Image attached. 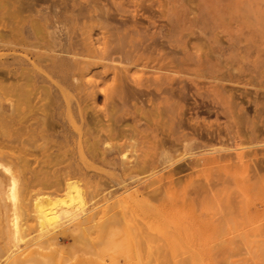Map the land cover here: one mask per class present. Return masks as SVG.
Listing matches in <instances>:
<instances>
[{"label":"rangeland","instance_id":"1","mask_svg":"<svg viewBox=\"0 0 264 264\" xmlns=\"http://www.w3.org/2000/svg\"><path fill=\"white\" fill-rule=\"evenodd\" d=\"M39 2L0 0V36L2 34L0 38V80L2 81L0 82V154L2 153L0 155V170L2 171L0 175L2 176L0 177L13 175L17 190L19 189L18 192L21 189L26 192L25 194L21 190L26 196V204L24 209L18 208L22 211L18 210L17 213V230H14L11 225H8L7 229L3 227L5 224H3L4 211L7 205L0 200V264H264V232L262 229L264 190L257 189L251 197V190H247L242 181V178L252 173L254 163L251 161V157L254 156L251 154L252 151L255 152L258 149L259 154L256 153L255 156L263 158L262 165H264V138L259 140L260 137H264V78L262 77V72L264 73V0H40ZM38 8L49 11V17L45 19L47 26L56 27L57 18L61 17V31L68 41L70 40V52L73 50L72 53L63 54L55 60L56 62L51 64V70L48 67L49 61L46 60L48 50L45 38L44 40L31 38V31L27 28L34 23L35 10ZM6 9L8 12L14 13L15 10L18 12L8 16L10 13H7ZM99 9L100 12H98ZM252 16L257 19L254 20ZM247 18L251 20V23ZM245 19L251 25L250 30L245 28L246 22H243L246 21ZM81 26L84 31L80 29ZM109 27L113 31L112 35L108 30ZM118 27H121L120 31H117ZM44 32L45 30L41 29L38 36L41 37ZM120 34L124 37V40L120 37L122 44L118 40ZM113 35L117 40L113 38ZM105 36L113 40V47L116 41L118 48L124 45L122 49H119L122 50L121 53L118 50L115 54L108 49L110 50L108 53L112 54H109L110 58L115 56L113 59L108 58L111 64L109 60L102 59L104 58L102 55L105 58L108 55V53L103 54L105 50L101 46L107 40ZM28 40L31 44H27ZM109 42L107 43L112 48ZM149 44L152 45H150L151 48L160 50V53L171 54L173 58H186L191 68L185 73L169 72L173 79L177 77V80L174 79L175 82H173L177 88L184 80L183 85L185 84V88H188L185 89L188 92L185 96L188 98H183L186 99L185 102L181 100L180 108L172 112L170 126L166 124V127L161 122L166 120V117L155 116L156 112L151 113L153 106L148 103L150 101H146V98L151 99L152 95L154 93L156 95L159 91L153 85L137 87L132 82H125L123 86L118 83L116 88L119 87V89H115L118 94L112 87V83L117 84L111 79L114 78L113 74L116 70L114 66L118 70L125 65L131 66L124 61L121 62L122 57L119 58L129 56L125 50L131 51L132 46L144 47ZM82 46L86 48V51L79 49ZM219 47L220 50L217 49ZM90 49L92 50L88 51ZM81 50L87 56L81 54ZM88 52L90 53L87 54ZM123 52L124 55H122ZM33 53L37 54L34 55L35 58H33ZM83 61L94 62L91 66L89 63L87 69H83ZM101 62L104 63L103 66ZM105 64L109 67L112 65V67H106ZM229 66L234 67L232 68L234 70ZM152 71L154 69L138 66L132 67L130 74L133 78H138L142 74L149 75ZM155 71L168 72L166 70ZM90 72H93L96 77ZM75 74L78 75L76 78H74ZM97 74H100L99 78ZM219 74L226 78L215 79L214 76ZM76 83L80 87H77ZM92 85H95V89ZM200 87L203 91L207 88H214L220 92L226 90L223 91L226 96L221 97L220 100L218 96L214 97L208 93L201 97L196 90H200ZM139 88L144 91L140 89V93L134 94L136 93L134 91ZM20 93L22 94L19 95ZM112 94L119 96L122 94V96L118 98L119 96L114 97ZM22 95L23 99L20 98ZM138 95L145 104L139 103ZM136 98L139 100L137 101ZM224 99L225 102L229 101L225 103ZM12 100L22 102L14 103ZM232 100L235 105L237 104L235 106L237 108L234 107V113L239 114L237 109L242 110L240 114L243 120L232 110V113L229 110L227 112L226 109L230 108ZM43 102H46V105ZM186 102L188 106L185 105ZM234 103L231 106L232 109H234ZM38 104L43 105L46 112L42 111L44 109ZM200 104L201 111L197 115L193 114V110H187L186 115L180 114L181 117L178 115L182 109L185 110L186 106H200ZM30 105L33 109L36 107V110H31ZM83 105L86 107H82ZM15 110L17 113L14 112ZM142 110L154 115V117L150 116L153 117L151 121L142 118ZM43 115L47 116V120ZM256 115H259L258 119ZM40 116H43L44 120H41L43 118ZM183 116L185 120L189 117L187 124H193L197 118L199 125L205 124L206 127L211 125L212 128L221 129L222 134L225 129L229 131L237 129L233 131L234 135L239 130L240 136L238 133L234 136L230 131L234 137L233 140L222 136V140L214 145L219 148V146H230L232 142H236L234 147L230 146V149L226 150L234 154L233 156H235V151L238 154L246 150L248 156L245 155L242 161L247 162L249 166L243 165V162L241 164L237 158H234L236 167L233 171H235L236 178L241 180L230 183L226 181L229 179V174L225 175L226 172L221 173L219 169L213 168L206 170L207 172L193 174L180 171L172 174L171 181L166 177L168 180L163 179V182L148 185L150 179L161 180V176H165L168 169L163 168L164 166H148L151 169L147 168L144 172L128 176L121 172L112 160L101 157L97 159L94 156L93 147H96L99 149L96 150L97 152L106 151L109 156L115 154L120 161L134 160L133 156H136L143 148L145 149L143 145L147 144L152 147L155 139L165 138L168 133L177 128V121ZM235 120L238 121L239 129L237 123L234 124ZM92 121L96 125H92L90 123ZM156 123L158 126L155 125ZM109 128L111 130L109 136L105 137ZM38 131H41L43 135L38 134ZM183 131L189 130L184 128ZM251 132L257 136L256 144L247 142L251 138ZM257 134H261L260 137ZM89 138L101 140L92 147L89 144ZM78 144L81 147L79 149ZM120 144H122L123 155L116 153L118 150L116 146ZM214 145L196 147L188 154L182 153L178 160L170 164V167L182 165L194 156H200L199 153L205 152L204 149ZM17 149L21 150V154L19 150L16 151ZM2 150L6 153L4 154ZM15 152L21 156L18 160L19 156L15 155ZM125 155L126 158L130 157L126 159ZM247 157L248 160H246ZM19 160H23L21 164H18ZM237 167L241 168H239L241 173L236 171ZM203 173L208 177L215 175L216 181L213 182L214 178L208 180L211 177L208 178ZM220 173L222 175H219ZM262 174L264 175V170ZM222 178L226 179L225 183H220ZM167 181L170 182L167 183ZM208 184L213 185L210 187ZM70 195H77L75 203L70 202ZM79 199L82 200L81 203ZM255 205L263 210L262 216L257 215ZM40 208L56 209L60 212V216L56 221L40 224Z\"/></svg>","mask_w":264,"mask_h":264},{"label":"bare ground","instance_id":"2","mask_svg":"<svg viewBox=\"0 0 264 264\" xmlns=\"http://www.w3.org/2000/svg\"><path fill=\"white\" fill-rule=\"evenodd\" d=\"M20 1H22V0H20ZM33 1H38V3H40L39 1L40 0H33ZM107 1V0H106ZM50 2V1H49ZM5 3V2H4ZM12 3H14V2H12ZM37 3V4H38ZM91 3V2H90ZM15 4V3H14ZM51 4V3H50ZM2 5H3V3H2ZM7 5V4H6ZM25 5V4H24ZM26 5H28V4H26ZM87 5H88V3H87ZM98 5V4H97ZM30 6V5H29ZM32 6H33V4H32ZM93 6V5H92ZM9 7V6H8ZM35 7H37V6H35ZM68 7V6H67ZM87 7V6H86ZM99 7H101V6H99ZM12 8V7H11ZM41 8H42V6H41ZM41 8H38V9H36L35 11H36V17L34 18V23L32 24V25H29V26H27V28L29 29V31H31V38L33 37V39H34V37L35 38H40V39H43V38H45V41H46V48H47V50H48V52H46V60H48L49 61V63H48V67L50 68V70H51V64L54 62H56L55 60H57L59 57H62V55L63 54H70V53H72L73 52V50H71L72 52H70V44H69V41H68V39H67V37L63 34V32L61 31V25H60V19H61V17H58L57 18V26L56 27H54V26H51V25H49V26H47V24L45 23V19L46 18H48L49 17V11H45V10H43V9H41ZM48 8V7H47ZM28 9V8H27ZM107 9V8H106ZM105 9V10H106ZM48 10V9H47ZM51 10V9H50ZM6 11H7V9H6ZM13 11V10H12ZM16 12H18L17 10H15ZM103 11V13H104V10H102ZM16 12H8L7 11V13H10V14H8V16L9 15H11V13L12 14H15ZM28 12V11H27ZM86 12V11H85ZM98 12H100V9L98 10ZM108 12V11H107ZM107 12H105V14H107L108 15V13ZM4 13V12H3ZM26 13V12H25ZM55 14H58L57 12H54ZM73 13V12H72ZM96 13V12H95ZM24 14V13H23ZM77 14V13H76ZM75 14V15H76ZM29 15V14H28ZM92 15V14H91ZM21 16V15H20ZM30 16V15H29ZM255 16V15H254ZM76 17V16H75ZM78 17H80V16H78ZM253 17V16H252ZM9 18V17H8ZM11 18V17H10ZM20 18V17H19ZM89 18H90V16H89ZM254 18V17H253ZM256 19H257V17H255ZM255 18H254V20H255ZM248 19V22L249 23H251L250 21H249V18H247ZM21 20V19H20ZM246 20V19H245ZM12 21V20H11ZM43 21V22H42ZM85 21H87V20H85ZM98 21V20H97ZM257 21V20H256ZM88 22V21H87ZM243 22H246L245 23V28L246 29H251V25L250 24H248V22H247V20L246 21H243ZM260 22V21H259ZM76 23H78V22H76ZM30 24V23H29ZM90 24V23H89ZM92 24V23H91ZM104 24H105V22H104ZM110 24V23H109ZM261 24V23H260ZM123 25V24H122ZM262 25V24H261ZM92 26V25H91ZM7 27V26H6ZM17 27V26H16ZM80 27V26H79ZM88 27V26H87ZM117 27V26H116ZM20 28V27H19ZM84 28V27H83ZM99 28H102L101 26H99ZM110 28V27H109ZM121 28V27H120ZM119 27H118V29H117V31H120L121 29H120ZM259 28V27H258ZM41 29H44L45 30V32L41 35V37H39L38 36V32L40 31ZM81 30H82V26H81V28H80ZM103 30H105L104 28H102ZM113 29V28H112ZM120 29V30H119ZM16 30V29H15ZM108 30H110L111 31V28L110 29H108ZM261 30V29H260ZM82 31H84V30H82ZM106 31V30H105ZM17 32V31H16ZM104 32V31H103ZM112 32L113 31H111V33H110V35H112ZM128 32V31H127ZM132 32H134V31H132ZM100 33V32H99ZM107 34H109L108 32H106ZM120 33V32H119ZM135 33H136V31H135ZM81 34V33H80ZM115 34V33H114ZM85 35H87V34H85ZM122 34H120V36H118V40H120V44H122L123 43V41H121V39L122 40H124V37H122L121 36ZM101 36V35H100ZM126 36V35H125ZM86 37V36H85ZM99 37V36H98ZM103 37V39H104V36H102ZM106 37V36H105ZM108 37V36H107ZM106 37V41L107 42H109L108 40H110V42L109 43H111V45H112V43H113V40H111V39H109V37L107 38ZM120 37H122L121 39H120ZM127 37V36H126ZM125 37V38H126ZM0 38H2V34H1V36H0ZM86 38H88V37H86ZM113 38H115L114 37V35H113ZM5 40V39H4ZM30 40V39H29ZM29 40H28V43L27 44H31V42H29ZM44 40V39H43ZM87 40V39H86ZM102 40V39H101ZM115 40H117L116 38H115ZM3 41V40H2ZM38 41V40H37ZM41 41V40H40ZM75 41V40H74ZM77 41V40H76ZM91 41H92V39H91ZM104 41V40H103ZM105 41V42H106ZM112 41V42H111ZM263 41V40H262ZM87 42V41H86ZM84 43L85 44V46H87L86 44L87 43ZM89 42V41H88ZM103 42L104 44H102L101 46L103 47V49L105 50L104 52H103V54H105L106 55V53H108V51H110V50H108V49H111V52L112 53H115L116 54V51H118L119 49H122L123 47H124V45H122L121 46V48H120V46H119V48L117 47V41H116V43L114 44V47H113V45L111 46L112 48H110L109 47V45H108V43L106 42ZM3 43V42H2ZM17 43V42H16ZM79 43H80V41H79ZM78 43V44H79ZM95 43V42H94ZM263 43H264V41H263ZM262 43V44H263ZM18 44V43H17ZM73 44H74V42H73ZM80 44H82L83 45V43L81 42ZM79 44V45H80ZM98 44V43H97ZM105 44H107L106 46H103V45H105ZM192 44V43H191ZM76 45H77V43H76ZM91 45V44H90ZM115 45H116V47H115ZM126 45V44H125ZM151 44H149V45H146V46H144V47H136V46H132V49H131V51L129 50V49H126L125 51V53H127V55H129V56H120L119 58H121V62L122 61H124L126 64H130L131 66H127V65H125V66H122V67H118L119 68V70L117 69V67L116 66H114V68L116 69L115 70V73L113 74V76H114V78L112 77L111 79H112V81L113 80H115L116 82H117V84H114V83H112L113 84V86L112 87H114V92H116L115 91V89H119V87H117L116 88V86L118 85V83H119V85H121V86H123V85H125L126 83L125 82H132L134 85H136L137 87L138 86H140V85H144V86H146V87H148L149 85H153L157 90H159L158 91V93H156V95H155V93H154V95H152V97H151V99H149V98H146L145 100L146 101H150V102H148V103H151V105L153 106V107H151V110L152 111H150L151 113H155L156 115L155 116H157V115H159V117L160 116H163V117H166V120H163V121H161L163 124H165V127H166V124H167V126H170V123H171V116H172V112H174L175 111V109L176 108H180V106H181V104H180V102H181V100L184 98V97H186V99L188 98L187 96H185L188 92L185 90L186 88H185V84L183 85V83L184 82H182V81H184V80H182L181 81V83H182V85H181V83L179 84V85H181V86H179V88H177L176 87V85H174L173 84V82H175L174 81V79H175V77H174V79H173V76H172V74H170L169 72H171V73H185V72H187V71H189L188 69L190 68L189 66V64H188V62H187V59L186 58H182V59H178V57L177 58H173L174 56H170L171 54H168V53H166V52H163V53H160L159 51H157L156 49H153V48H151V46H150ZM190 45V44H189ZM72 46H74V45H72ZM72 46H71V48H72ZM78 46V45H77ZM77 46H75V47H77ZM107 46H108V48H107ZM17 47V46H16ZM32 47V46H31ZM39 47H41V46H39ZM81 47V46H80ZM102 47H100V48H102ZM104 47H106V48H104ZM133 47H134V49H133ZM24 48V47H23ZM33 48V47H32ZM114 48V49H113ZM129 48V47H128ZM131 48V47H130ZM1 49V48H0ZM12 49V48H11ZM13 49H15L14 47H13ZM31 49V48H30ZM39 49V48H38ZM42 49V48H41ZM73 49V48H72ZM79 49H85V51H86V48L85 47H83L82 46V48H79ZM78 49V50H79ZM87 49H88V47H87ZM116 49V50H115ZM218 50H220V47L219 48H217ZM264 49V48H263ZM262 49V50H263ZM6 50V49H5ZM76 50H77V48H76ZM81 50V54H83V55H86V53L84 52V51H82ZM92 49H90V50H88V51H91ZM115 50V51H114ZM257 50V49H256ZM31 51H33V50H31ZM30 51V52H31ZM114 51V52H113ZM120 52L119 53H121L122 52V50H119ZM124 51V50H123ZM247 51V50H246ZM24 52V51H23ZM35 52V51H34ZM76 52V51H75ZM85 54H84V53ZM131 52V53H130ZM171 52V51H170ZM45 53V52H44ZM43 53V54H44ZM90 52H88L87 54H89ZM172 53V52H171ZM241 53V52H240ZM109 54L110 53H108V55L106 56L107 58H105V56L104 55H102L104 58H102V59H107V60H109L108 58H110V56H109ZM255 54V53H254ZM34 55H37V54H34L33 53V58H35L34 57ZM77 55V54H76ZM82 55V56H83ZM110 55H112V54H110ZM122 55H124V52H123V54ZM126 55V54H125ZM215 55V54H214ZM39 56V55H38ZM87 56V55H86ZM92 56V55H91ZM216 56V55H215ZM250 56V55H249ZM40 57V56H39ZM77 57V56H76ZM89 57H90V55H89ZM93 57H95V55H93ZM123 57H124V59L126 60H124L123 59ZM176 57V56H175ZM75 58V57H74ZM82 58H84V57H82ZM81 58V59H82ZM96 58V57H95ZM100 58V59H101ZM113 58H115V56H112L110 59H113ZM42 59V58H41ZM70 59H71V57H70ZM77 59V58H76ZM241 60H243L242 59V57H241ZM254 60V59H253ZM261 60V59H260ZM260 60H259V62H260ZM35 61H37V59L35 60ZM73 61V60H72ZM76 61H78V60H76ZM95 61V60H94ZM93 61V62H94ZM111 60H109V63L111 64V62H110ZM114 61V60H113ZM118 61V60H117ZM39 62V61H38ZM80 62V61H79ZM93 62H87V61H83V64H81V65H83L82 66V68L83 69H87V67H88V65H89V63H90V66L91 65H93ZM44 63V62H43ZM47 63V62H46ZM92 63V64H91ZM105 63H107V62H105ZM108 63V64H109ZM38 64V63H37ZM58 64H59V61H58ZM76 64H78V63H76ZM101 64H102V62H101ZM120 64V63H119ZM123 64V63H122ZM261 64V63H260ZM63 65V64H62ZM104 65V63L102 64V66ZM106 65V64H105ZM54 66V65H53ZM111 67H112V65H110ZM138 66H141V67H148V68H152V69H154V71H152L149 75H141V76H139L138 78H133L132 76H131V74H130V70L132 69V67H138ZM262 66V65H261ZM264 66V65H263ZM106 67H109V65L107 66L106 65ZM111 67H109V68H111ZM76 68V67H75ZM91 68V67H90ZM101 68V67H100ZM100 68H99V70H100ZM108 68V69H109ZM227 68H228V66H227ZM229 68H234V67H230L229 66ZM237 68V67H236ZM48 69V68H47ZM104 69V68H103ZM102 69V70H103ZM108 69H106V70H108ZM237 69H239V67L237 68ZM241 69V68H240ZM239 69V70H240ZM260 69H261V67H260ZM54 70V69H53ZM95 70V69H94ZM98 70V69H97ZM155 70H166V71H168L167 73H161V72H157V71H155ZM190 70H191V68H190ZM232 70H234V69H232ZM236 70V69H235ZM259 70V69H258ZM257 70V71H258ZM90 71V70H89ZM151 71V70H150ZM195 71V70H194ZM55 72V71H54ZM104 72H105V70H104ZM111 72V74H112V71H110ZM229 73L231 72L230 70L228 71ZM234 72V71H233ZM232 72V73H233ZM90 73H93V72H90ZM98 73H99V71H98ZM101 73V72H100ZM225 73V72H224ZM261 73V72H260ZM35 74V73H34ZM78 74V73H77ZM94 74V73H93ZM92 74V75H93ZM101 74H103V72L101 73ZM107 74H108V72H107ZM188 74V73H187ZM198 74V73H197ZM262 74H263V78H264V73L262 72ZM54 75H55V73H54ZM59 75V74H58ZM91 75V76H92ZM100 75V74H99ZM99 75L97 74V78H99ZM109 75V74H108ZM199 75V74H198ZM35 76V75H34ZM75 77L74 78H76V76H78V75H74ZM81 76V75H80ZM94 76L96 77V75L94 74ZM103 76H105V74L103 75ZM226 76V75H225ZM231 76H232V74H231ZM61 77V76H60ZM86 77V76H85ZM111 77V76H110ZM234 77V76H233ZM261 77V78H262ZM78 78V77H77ZM107 78V77H106ZM214 78L215 79H218V80H220V79H225L226 77H224L223 78V76H221V74H219V75H216V76H214ZM228 78H229V76H228ZM107 79H109V77L107 78ZM232 79V78H231ZM71 80V79H70ZM94 80V79H93ZM106 80V79H105ZM175 80H177V77H176V79ZM181 80V79H180ZM193 80V79H192ZM229 80H230V78H229ZM16 81H18V80H16ZM24 81V80H23ZM84 81V80H83ZM95 81V80H94ZM103 81V80H102ZM179 81V80H178ZM0 82H2L1 80H0ZM12 82V81H11ZM25 83H26V81H24ZM73 82V81H72ZM114 82V81H113ZM180 82V81H179ZM189 82V81H188ZM196 82V81H195ZM200 82V81H199ZM199 82H198V84H199ZM13 83V82H12ZM11 83V84H12ZM29 83V82H28ZM71 83V82H70ZM85 83V82H84ZM89 83H90V81H89ZM125 83V84H124ZM176 83H178L177 81H176ZM203 83V82H202ZM10 84V83H9ZM22 84V83H21ZM27 84V83H26ZM86 84V83H85ZM95 84V83H94ZM129 84V83H128ZM212 84V83H211ZM217 84V83H216ZM1 85V84H0ZM13 85V84H12ZM25 85V84H24ZM54 85V84H53ZM77 85H79V84H77L76 83V86ZM81 85V84H80ZM87 85H88V83H87ZM131 85V84H130ZM175 87H174V86ZM200 85V84H199ZM214 85H215V83H214ZM263 85V84H262ZM23 86V85H22ZM26 86H28V85H26ZM47 86H50V85H47ZM75 86V85H74ZM93 86V85H92ZM95 86V85H94ZM94 86H93V89H95L94 88ZM128 86V85H127ZM174 88H173V87ZM187 86V85H186ZM261 86V85H260ZM264 86V85H263ZM3 87V86H2ZM8 87V86H7ZM12 87V86H11ZM17 87V86H16ZM15 87V88H16ZM20 87H21V85H20ZM56 87V86H55ZM77 87H80V86H77ZM90 87V86H89ZM126 87V86H125ZM129 87V86H128ZM127 87V88H128ZM191 87V86H190ZM199 87V86H198ZM202 87V86H201ZM201 87H200V90L199 89H196L197 90V94L199 95V96H201V97H203V96H205L207 93L208 94H210V95H213L214 97L215 96H218L219 97V100L221 99V97H223L224 96V92L223 91H226V90H223L222 92H220L219 90H216V89H214V88H207V89H205L204 91L203 90H201ZM206 87V86H205ZM211 87V86H210ZM213 87H215V86H213ZM14 88V87H13ZM134 88H136V87H134ZM175 88H177V89H175ZM217 88V87H216ZM219 88V87H218ZM1 89V88H0ZM4 89V88H3ZM8 89V88H7ZM17 89V88H16ZM79 88H77V90H78ZM98 89V88H97ZM131 89V88H130ZM137 89V88H136ZM136 89H134V90H136ZM142 90V88H139L138 90H136V91H134L133 89V91L134 92H136V93H134V94H136L137 95V93H140V91ZM188 89V88H187ZM190 89V88H189ZM192 89H193V87H192ZM220 89H222V88H220ZM14 91H15V89H13ZM26 89H24V91H25ZM49 90V89H48ZM71 90V89H70ZM81 90V89H80ZM80 90H79V92H80ZM27 91V90H26ZM45 91V90H44ZM82 91V90H81ZM97 91V90H96ZM138 91V92H137ZM142 91H144V89L142 90ZM149 91V90H148ZM18 92V91H17ZM33 92V91H32ZM36 92V91H35ZM46 92V91H45ZM150 92H151V90H150ZM2 93V92H1ZM9 94H10V92H8ZM15 93H16V91H15ZM14 93V94H15ZM37 93V92H36ZM93 93H94V91H93ZM96 93V92H95ZM124 93V92H123ZM146 93V92H145ZM22 93H20L19 95H21ZM47 94V93H46ZM115 94V93H114ZM114 94H112V95H114ZM116 94H118V91L116 92ZM148 94V93H147ZM261 94V93H260ZM26 95H28L27 93H26ZM24 96L25 98L27 97V96ZM33 95V94H32ZM34 95H35V93H34ZM38 95V94H37ZM121 96H122V94H120ZM233 95V94H232ZM236 95V94H235ZM262 96H263V94H261ZM15 96H16V94H15ZM62 96V95H61ZM115 96H119V95H114V97ZM121 96H119L118 98H120ZM132 96V95H131ZM139 96V95H138ZM153 96H154V98H153ZM212 96V97H213ZM225 96H226V94H225ZM224 96V97H225ZM227 96H228V94H227ZM234 96V95H233ZM233 96H231L232 98H233ZM237 96V95H236ZM234 97L235 99L237 98V97ZM10 97V96H9ZM19 97V96H18ZM23 97V95L22 96H20V98L21 99H23L22 98ZM44 96H42V98H43ZM49 97V96H48ZM112 97V96H111ZM135 97V96H134ZM230 97V96H229ZM16 98V97H15ZM15 98H13V99H15ZM24 98V99H25ZM34 98V97H33ZM33 98H27V99H33ZM40 98V97H39ZM42 98H40V99H42ZM50 98V97H49ZM77 98V97H76ZM190 98V97H189ZM195 98V97H194ZM232 98H230V100L232 99ZM17 99V98H16ZM16 99H15V101H16ZM116 99V98H115ZM122 99H123V97H122ZM137 99V101L139 100V103H143L144 102V100L143 99H141L140 98V96H139V99L138 98H136ZM186 99L184 100L183 99V101L185 102L186 101ZM216 99V98H215ZM228 99V98H227ZM264 99V98H263ZM19 100V99H18ZM30 100V101H31ZM79 100V99H78ZM84 100V99H83ZM223 100V99H222ZM13 101V100H12ZM15 101H13L14 103H17V102H15ZM21 101V100H20ZM19 101V102H20ZM40 100H38V102H39ZM42 101H43V99H42ZM182 101V102H183ZM214 101V100H213ZM216 101V100H215ZM229 100H227L226 102H228ZM18 102V103H19ZM22 102V101H21ZM188 102V101H187ZM187 102L185 103V105H187ZM224 102H225V99H224ZM225 102V103H226ZM43 103H45V105H46V102H43ZM79 103H80V101H79ZM147 103V102H146ZM190 103V102H189ZM215 103V102H214ZM230 103V102H229ZM232 105H233V103H234V101L232 100ZM231 103H230V105H231ZM238 103V102H237ZM22 104V103H21ZM42 104V103H41ZM77 104V103H76ZM114 104H115V102H114ZM120 104H122L121 102H120ZM119 104V105H120ZM136 104V103H135ZM143 104H145V103H143ZM162 104V106L160 107V105ZM184 104V103H183ZM196 104V103H195ZM256 104V103H255ZM190 105V104H189ZM215 105V104H214ZM214 105L212 106V107H214ZM219 105V104H218ZM231 105V106H232ZM237 105V104H236ZM235 105V103H234V106H233V108L236 106ZM239 105V104H238ZM257 105V104H256ZM12 106H13V104H12ZM21 106V105H20ZM31 106V105H30ZM37 106V105H36ZM38 106H39V104H38ZM75 106H77V105H75ZM188 106V105H187ZM186 106V108H185V110L184 109H182V111H181V113L179 112L178 113V115L181 117V115H186L185 114V112H187V110H193V114H195V115H197L201 110H200V108H201V104H200V106H198V105H193L192 107H187ZM191 106V105H190ZM228 106V105H227ZM230 106V108H227L226 110H227V112H231V110H232V112L234 113V110H235V108H237V107H235L234 109H232V107ZM15 107V106H14ZM13 107V108H14ZM40 108L42 107L43 108V105L42 106H39ZM45 107V106H44ZM47 107V106H46ZM45 107V108H46ZM66 107V106H65ZM78 107V106H77ZM82 107H86V105H83ZM90 107V106H89ZM149 107V106H148ZM212 107H210V108H212ZM12 108V107H11ZM48 108V107H47ZM80 108V107H79ZM112 108H114V107H112ZM217 108V107H216ZM215 108V109H216ZM14 109H16V108H14ZM30 109L31 110H36V107L33 109V106H31L30 107ZM29 109V110H30ZM37 109H39L38 107H37ZM44 109V108H43ZM147 109V108H146ZM154 109V110H153ZM209 109V108H208ZM24 110V109H23ZM77 110V109H76ZM85 110V109H84ZM204 110V109H203ZM216 110H218V109H216ZM219 110H220V108H219ZM229 110V111H228ZM42 111H44V112H46L45 111V109L44 110H42ZM41 111V113H43ZM207 111H209V110H207ZM222 111V110H221ZM237 111L238 112H240L241 113V111L240 110H238L237 109ZM244 111V110H243ZM264 111V110H263ZM15 113H17V111L15 110L14 111ZM32 112V111H31ZM35 112H37V111H35ZM34 112V113H35ZM39 112V111H38ZM116 112V111H115ZM149 111L147 112V111H144V110H142V114H143V119H145L146 121H151L150 119H152L153 117H154V115H152L151 113H150ZM205 112H206V110H205ZM211 112V111H210ZM231 112V113H232ZM237 112V113H238ZM25 113V112H24ZM27 113V112H26ZM25 113V114H26ZM33 113V112H32ZM77 113L79 114V112L77 111ZM111 113V112H110ZM150 113V114H149ZM206 113H208V112H206ZM224 113V112H223ZM230 113V114H231ZM236 113V112H235ZM234 113V114H235ZM235 114V115H240V116H238V117H240V118H242L241 117V114ZM19 114V113H18ZM17 114V115H18ZM31 114V113H30ZM37 114V113H36ZM35 114V115H36ZM39 114H40V112H39ZM94 114V113H93ZM181 114V115H180ZM234 114H231V115H234ZM256 114V113H255ZM264 114V113H263ZM21 115V114H20ZM20 115H19V117H20ZM24 115V114H23ZM47 115V114H46ZM44 116L45 118L47 117V116ZM83 115H84V113H83ZM92 115V114H91ZM113 115H114V111H113ZM228 115H229V113H228ZM227 114H226V116H228ZM26 116H28V115H26ZM43 116H40L41 118H43ZM150 116H153L152 118L150 117ZM236 116V117H237ZM261 116H262V114H261ZM260 116V117H261ZM18 117V118H19ZM22 117V116H21ZM49 117V116H48ZM79 117V116H78ZM93 117H94V115H93ZM174 117H175V115H174ZM185 116H183L182 118H179V117H177V119L179 118V120L177 121L178 122V126H177V128L175 129L174 128V131L172 130L170 133H168L167 134V138L165 137V138H163V137H159V138H157V139H155V142H153L154 144L152 145V147H150V146H148L147 144V146L146 145H143L144 147H145V149L143 148V150L142 151H140L138 154H136V156L134 155L133 157H135V159L134 160H131V161H120V160H118L117 159V157L115 156V154L113 155L112 153V155H110L109 156V154L106 152V151H102L101 150V152L99 153V152H97L96 150H99V149H97L96 147H93V146H95V144H97L98 142H100V140L101 139H90L89 138V144L93 147V150L95 151V154H94V156H95V158H97L98 159V157H101L102 159L104 158V159H107V160H112L113 162H114V164L116 165V167L121 171V172H124V174L126 173V174H128V176H131V175H135V174H139V173H141V172H144V171H146L147 170V168H149L148 166H164L163 168H167L168 170L165 172L166 173V175L165 176H161V180L160 179H158V178H153V179H150L149 181H148V185H151V184H156V182H160V181H162L163 182V179H166V180H168L167 178H169V180L171 181L173 178H171V176H172V174H174V173H178V172H180V171H188V173L189 174H193V173H200V172H204V171H206V170H209V169H213V168H216V170L217 169H219L220 170V172L221 173H223V172H226L225 173V175L226 174H229V176H228V178L229 179H225L226 181H229L230 183L232 182H237V181H239V180H241L240 178H236V176H235V171H233L234 170V168L236 167V159L234 160V158H237L238 160H239V162H241V164H242V158L245 156V155H247L248 153L246 152V150H245V152L243 153V152H239L240 151V149H239V153L237 154V152L235 151V156H233L231 153H229V152H227L226 150H228V149H230V146L231 147H234V144L236 143H234V142H232L231 144H230V146L229 145H223L224 147H220L219 146V148H217L215 145L217 144V143H219L220 142V140H222V136H223V138H224V136H226L227 137V139H230V140H233L234 139V137H233V135H234V130L233 131H231V129H230V131L233 133V135H231L232 133H230V131L228 130V129H225V132L222 134V132H221V129L219 130L218 128H212L211 127V125H208L207 127L206 126H201V125H199L200 123H199V121L197 120V118L194 120V122H193V124H187V122H188V118H186V120H185V118H184ZM229 117V116H228ZM256 117H257V119H258V117H259V115L257 116L256 115ZM14 118H15V116H14ZM27 117H25V119H26ZM37 118V117H36ZM98 116H97V120H98ZM112 118V117H111ZM176 118V117H175ZM231 118V117H230ZM235 118V117H234ZM15 119H17V118H15ZM50 119V118H49ZM48 119V120H49ZM84 119H85V117H84ZM205 119V118H204ZM250 118H248V120H249ZM19 120V119H18ZM22 120H24V118L22 119ZM35 120V119H34ZM41 120H44V118L43 119H41ZM46 120H47V118H46ZM92 120V119H91ZM191 120V119H190ZM234 120V119H233ZM237 120V119H236ZM235 120V121H236ZM242 120H243V118H242ZM2 121V120H1ZM39 121V120H38ZM79 121V120H78ZM81 121V120H80ZM95 121H96V119H95ZM183 121V122H182ZM187 121V122H186ZM228 121V120H227ZM234 121V122H235ZM5 122V121H4ZM7 122V121H6ZM18 122V121H17ZM24 122H27V121H24ZM49 122V121H48ZM48 122H44V123H48ZM98 122V121H97ZM157 122H159V121H157ZM176 122V123H177ZM186 122V123H185ZM190 122V121H189ZM201 122V121H200ZM231 122H233V121H231ZM238 121H236L234 124H236ZM10 123V122H9ZM14 123H15V121H14ZM21 123V122H20ZM41 123H42V121H41ZM50 123V122H49ZM89 123V122H88ZM92 125H96L95 123H94V121H92V122H90ZM202 123V122H201ZM207 123V122H206ZM227 123V122H226ZM254 123V122H253ZM152 124V123H151ZM174 124V123H173ZM219 124V123H218ZM233 124V123H232ZM233 124V125H234ZM248 125L250 124V122L249 123H247ZM19 125V124H18ZM42 125H43V123H42ZM45 125V124H44ZM155 125H157L158 126V123H156ZM240 125V124H239ZM253 125V124H252ZM45 126H47V125H45ZM84 126V125H83ZM173 126H175L176 127V125H173ZM213 126V125H212ZM215 126V125H214ZM217 126H219V125H217ZM228 126V125H227ZM261 126V125H260ZM18 127V126H17ZM16 127V128H17ZM32 127V126H31ZM92 127V126H91ZM94 127V126H93ZM160 127H161V125H160ZM233 127V126H232ZM262 127V126H261ZM20 128V127H19ZM89 128V127H88ZM88 128H86V129H88ZM145 128H148V126H145ZM144 128V129H145ZM184 128H187L189 131H183L184 130ZM222 128V127H221ZM234 128H235V126H234ZM237 128H238V123H237ZM249 128V127H248ZM259 128V127H258ZM21 129V128H20ZM26 129H27V127H26ZM25 129V130H26ZM111 129H113V128H111ZM162 129H163V127H162ZM239 129V128H238ZM262 129V128H261ZM15 130V129H14ZM38 130V129H37ZM46 131H47V129H45ZM67 130V129H66ZM91 130H93V129H91ZM169 130V129H168ZM186 130V129H185ZM222 130L224 131V129L222 128ZM237 130V129H236ZM235 130V131H236ZM24 131V130H23ZM89 131V130H88ZM87 131V132H88ZM108 132V134H106L105 135V137H107V136H109V131H111L110 130V128L107 130ZM126 131V130H125ZM239 131V130H238ZM238 131L237 132H235V135L238 133ZM252 131V130H251ZM254 131V130H253ZM261 131V130H260ZM19 132V131H18ZM39 132V131H38ZM74 132V131H73ZM90 132V131H89ZM95 132V131H94ZM94 132H92V133H94ZM115 132V131H114ZM113 132V133H114ZM24 133H25V131H24ZM91 133V134H92ZM240 133V132H239ZM239 133H238V136H240L239 135ZM244 133V132H243ZM243 133H241V135L243 136ZM38 134H42V132L40 131ZM61 134H62V132H61ZM60 134V135H61ZM76 134V133H75ZM97 134V133H96ZM116 134L118 135V133H117V131H116ZM245 134V133H244ZM247 134V133H246ZM245 134V135H246ZM43 135V134H42ZM41 135V137H43ZM66 135V134H65ZM234 135V136H235ZM258 135V134H257ZM261 135V134H260ZM260 135H258L259 137H260ZM26 136V135H25ZM32 136V135H31ZM92 136V135H91ZM95 136V135H94ZM116 136V135H115ZM241 136V137H242ZM250 136H251V140L249 139V141H247L248 143H251V144H256L257 143V136H255V134L253 133V132H251L250 133ZM33 137V136H32ZM49 137H50V135H49ZM53 137H54V135H53ZM86 137V136H85ZM96 137V136H95ZM103 137V136H102ZM117 137V136H116ZM115 137V138H116ZM245 137V136H244ZM258 137V138H259ZM27 138H29V137H27ZM91 138H93V136L91 137ZM239 138V137H238ZM264 137L262 136V137H260L259 138V140L261 141V139H263ZM42 139V138H41ZM62 139V138H61ZM78 139V142H79V138H77ZM240 139V138H239ZM246 139V138H245ZM27 140V139H26ZM40 140V139H39ZM44 140V139H43ZM87 139H85V141H86ZM244 139H242V141H243ZM264 140V139H263ZM18 141H20V140H18ZM22 141V140H21ZM65 141V140H64ZM83 141H84V137H83ZM30 142H31V140H30ZM44 142V141H43ZM47 142V140H46V138H45V143ZM102 142V141H101ZM200 142H204L203 144H199ZM222 142H224V141H222ZM246 142V143H247ZM17 143V142H16ZM64 143V142H63ZM77 143V142H76ZM141 143H142V141H141ZM258 143H259V141H258ZM34 144V143H33ZM32 144V145H33ZM48 144V143H47ZM58 144V143H57ZM80 144V143H79ZM79 144H78V149L79 148H81L80 146H79ZM86 144V143H85ZM124 144V143H123ZM152 144V143H151ZM215 144V145H214ZM23 145V144H22ZM26 145V144H25ZM30 145V144H29ZM39 145H41V144H39ZM114 145H115V143H114ZM208 145H214L213 147H209V148H206V149H204L203 151H205V152H201V153H199L200 154V156L198 155V156H194L193 158H191L190 160H188L187 162H185L184 164H182V165H177V166H175V167H170V164H172L174 161H176V160H178L179 158H180V155L182 154V153H190V150L191 149H193V148H196V147H205V146H208ZM1 146V145H0ZM42 146V145H41ZM44 146V145H43ZM50 146V145H49ZM48 146V147H49ZM70 146V145H69ZM89 146V145H88ZM87 146V147H88ZM102 146V145H101ZM121 146H122V144H120V145H118V146H116L117 148H118V150H117V152L116 153H118V154H121V155H123L124 154V152H123V150H122V148H121ZM124 146V145H123ZM142 146V147H143ZM6 147H7V145H6ZM45 147V146H44ZM55 147H56V145H55ZM85 147V146H84ZM90 147V146H89ZM106 147V146H105ZM9 148V147H8ZM13 148H15V147H13ZM17 148H19V147H17ZM21 148V147H20ZM83 148V147H82ZM249 148V147H248ZM251 148V147H250ZM16 149V148H15ZM22 149V148H21ZM30 149H32V148H30ZM62 149V148H61ZM86 149V148H85ZM87 149H89V148H87ZM86 149V150H87ZM235 149V148H234ZM238 149H236V150H238ZM254 149V148H253ZM19 149H17L16 151H18ZM41 150H43L42 149V147H41ZM45 150V149H44ZM224 150L226 151V152H224ZM256 150V149H255ZM21 150H19V152H20ZM38 151V150H37ZM47 151V150H46ZM80 151V153L82 154V151L81 150H79ZM78 151V152H79ZM251 151H252V149H251ZM2 152L4 153V151L2 150ZM9 152H12V151H9ZM23 152V151H22ZM65 152V151H64ZM87 152V151H86ZM88 152H89V150H88ZM87 152V153H88ZM92 152V151H91ZM90 152V153H91ZM232 152V151H231ZM234 152V151H233ZM248 152H249V155H251V154H253L254 156L253 157H251V159L249 158V160H251L252 161V163H253V167H252V173H251V175L250 176H245L244 178H242V181L244 182V186H245V188L247 189V190H251V197H252V195H254L255 194V192L257 191V189L258 190H264V175L262 174V171L264 170V165H262V163H263V158H261V157H259V156H257V157H259V158H257L255 155H257V154H259V153H257L258 152V149L255 151V152H251V154H250V151L248 150ZM6 153V152H5ZM4 153V154H5ZM16 153V152H15ZM44 153H46V152H44ZM48 153H50V152H48ZM93 153V152H92ZM206 153H208V154H206ZM246 153V154H245ZM257 153V154H256ZM2 154V153H1ZM0 154V155H1ZM19 154H21V152L19 153ZM55 154V153H54ZM80 154V155H81ZM127 154V153H126ZM15 155H17V156H19L18 155V153H16ZM50 156H51V154H49ZM90 155V154H89ZM92 155V154H91ZM6 156V155H5ZM11 156V155H10ZM9 156V157H10ZM23 156V155H22ZM36 156V155H35ZM53 156V155H52ZM62 156V155H61ZM248 156V155H247ZM12 157V156H11ZM14 157V156H13ZM21 156H19V157H17V160L20 158ZM59 157H60V155H59ZM59 157H57V158H59ZM82 157H84V156H82ZM93 157V156H92ZM130 157V156H129ZM129 157H127V158H129ZM7 158V157H6ZM23 158V157H22ZM27 158V157H26ZM35 158V157H34ZM42 158V157H41ZM61 158V157H60ZM125 158H126V155H125ZM126 158V159H127ZM246 158V157H245ZM121 159V158H120ZM3 160V159H2ZM15 160V159H14ZM23 160H25V159H23ZM23 160H19V161H17L18 162V164H21V162L23 161ZM41 160V159H40ZM50 160H51V158H50ZM246 160H248V157H247V159ZM42 161V160H41ZM16 162V161H15ZM43 162V161H42ZM90 162V161H89ZM245 162V161H244ZM243 162V165H245V164H247V162H245L244 163ZM25 163V162H24ZM49 163H50V161H49ZM16 164V163H15ZM23 164V163H22ZM239 164V163H238ZM238 164H237V166H238ZM241 164H239V165H241ZM30 165V164H29ZM248 165V164H247ZM20 166V165H19ZM48 166H49V164H48ZM52 166H54V165H52ZM249 166V165H248ZM25 167V166H24ZM241 168H243V167H245V166H240ZM240 167H237L236 169H238V170H236V171H239L240 173H241V168ZM21 168V167H20ZM26 168V167H25ZM32 168V167H31ZM240 168V169H239ZM247 167H245L244 169H246ZM24 169V168H23ZM33 169V168H32ZM41 169V168H40ZM149 169H151V168H149ZM148 169V170H149ZM36 170V169H35ZM1 171V170H0ZM8 171V170H7ZM223 171V172H222ZM2 172V171H1ZM10 172V171H9ZM207 172V171H206ZM205 172V173H206ZM211 172H213V171H211ZM4 173V172H3ZM205 173H203V174H205ZM219 174V175H222V174ZM237 173V172H236ZM243 173V172H242ZM206 174H208V173H206ZM206 174L204 175V176H206ZM211 174V173H210ZM246 175V174H245ZM0 176H2V175H0ZM5 176V175H4ZM7 176V175H6ZM214 176V177H213ZM213 176H209V177H211V178H209L208 176H206V177H208L207 179L208 180H212V178H214L213 180V182H215L216 180H215V175H213ZM224 176V175H223ZM167 177V178H166ZM177 177V176H176ZM226 178V177H225ZM175 179V178H174ZM223 179V178H222ZM221 179V182L220 183H225V180L223 179L222 180ZM18 180V179H17ZM166 180H164V182H166ZM170 181H167V183H169ZM175 181V180H174ZM173 182V181H172ZM162 184V183H161ZM204 184H206V183H204ZM226 184L227 185H229V183L228 182H226ZM209 186L210 185H213V184H208ZM211 187V186H210ZM216 187V186H215ZM19 188H20V186H19ZM19 190V189H18ZM18 190H17V186H16V180H15V178L13 177V175L12 176H7V177H0V200H2L6 205H7V209L4 211L5 212V215H4V217H3V220H4V222H3V224H4V228L5 229H7L8 228V225H11V226H13V228H14V230H17V216H18V210L19 211H22V210H20V209H18L19 207L20 208H23V207H25L24 205L26 204L25 202H26V196L25 195H23L22 194V192H21V190H23V189H21L20 190V192H21V194H20V192H18ZM23 192H25L24 190H23ZM234 193V192H233ZM25 194H26V192H25ZM77 198V195H70L69 196V200H70V202H73V203H75L74 202V200ZM79 198V197H78ZM237 198V197H236ZM45 200H47V198L45 199ZM6 201L8 202V203H6ZM44 201V200H43ZM81 199H79V202L81 203ZM46 203V202H45ZM234 203V202H233ZM237 203H238V201H237ZM242 203V202H241ZM3 206H4V204H3ZM229 206V205H228ZM261 207V206H260ZM5 208V207H4ZM24 209V208H23ZM242 209H243V207H242ZM255 211L257 212V215L258 216H262V214H263V210L262 209H260V208H258L256 205H255ZM236 214V213H235ZM264 215V214H263ZM21 216V215H20ZM59 216H60V212L58 211V210H56V209H45V208H40L39 209V221H40V224H44V223H51L52 221H56L58 218H59ZM262 229H263V232H264V223H263V225H262ZM195 264V263H194Z\"/></svg>","mask_w":264,"mask_h":264}]
</instances>
